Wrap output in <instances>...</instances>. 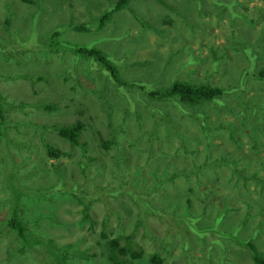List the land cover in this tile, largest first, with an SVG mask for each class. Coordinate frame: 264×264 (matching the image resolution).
I'll return each mask as SVG.
<instances>
[{
	"label": "rangeland",
	"instance_id": "obj_1",
	"mask_svg": "<svg viewBox=\"0 0 264 264\" xmlns=\"http://www.w3.org/2000/svg\"><path fill=\"white\" fill-rule=\"evenodd\" d=\"M118 1L0 0V36L11 44V53L3 51L0 58V89L12 123L20 125L11 131L16 143L20 137L26 140L19 151L16 143H8L6 149L13 151L20 179L29 181L22 184L66 190L51 210L42 204L43 211H52L60 221H51V226L50 220H42V227L50 231L45 238L53 246L29 245L23 251L24 243L10 239L3 229L8 190L0 177V264H109L98 242L101 232L112 238L133 235L129 241L121 238L122 246L132 243L143 257L128 255L129 264H152L156 256L162 264H254L247 244L264 257V0H133L116 11ZM107 12L111 19L101 26L100 18ZM78 24L92 30L74 31ZM181 27L192 36L199 32L191 45L200 58L197 70L190 72L198 78L195 83L223 84L225 94L232 82L233 89L252 88L240 93V105L229 97L222 104H205L209 121L201 124L194 122L192 107L180 101L148 99L127 87L120 91L95 59L72 51L90 44L103 47L126 81L164 89L175 81L185 82L173 70L175 61L179 69L189 59L187 43L172 40ZM222 28L233 50L227 49ZM211 44L221 49L226 45L228 53L237 50L241 61L235 64L224 57L230 72L220 77L211 71L207 76ZM159 50L162 58L156 61ZM146 59L172 69L171 74L148 66L143 78L136 65L140 71ZM97 81L103 95L95 92ZM105 89L115 99V111L103 108ZM47 103L58 109L43 112ZM241 118L246 119L243 126L237 123ZM75 121L84 123L78 144L52 128L44 129ZM198 127H205V133ZM213 128L224 130L210 131L212 139L208 133ZM237 129L234 143L226 133ZM195 133L203 139L199 147L192 142L197 141L192 139ZM48 145L60 155L51 157ZM75 195L90 200L94 225L89 222L88 229L81 220L84 201L81 204ZM68 243L78 244L69 249ZM77 246L85 253H75Z\"/></svg>",
	"mask_w": 264,
	"mask_h": 264
},
{
	"label": "trees",
	"instance_id": "obj_2",
	"mask_svg": "<svg viewBox=\"0 0 264 264\" xmlns=\"http://www.w3.org/2000/svg\"><path fill=\"white\" fill-rule=\"evenodd\" d=\"M133 0H119L117 5L115 6L114 10L121 11L124 8L128 6V4ZM157 2V1H155ZM158 3V2H157ZM111 12V11H110ZM107 12L100 18V25L104 26L110 19H111V13ZM211 27V31L214 30V26L212 24H209ZM146 25V24H145ZM74 31H90L89 29L82 24L74 25L73 27ZM96 28V27H95ZM223 36L228 41V48L230 50H233L235 47L227 36V30L226 28L221 29ZM8 32L5 30V33ZM157 32V30H155ZM8 34H10L8 32ZM57 35V32L53 33V36ZM199 32L196 35H190L187 33L186 29L181 27L180 33L178 37H172V40H174L177 44L180 45V43H187L185 45L186 54L189 57L188 60H185L186 62L183 63L184 66H181L178 69V64L175 61V66L173 67V70H176L179 77L184 79L185 82H173L170 83V77H169V83L170 86L164 89L159 88H152L154 84L152 83H143L138 81H126L124 78L121 77L120 70H117V68L114 65V61L111 57H109L107 54L108 50L100 47V46H94L93 44L77 47L73 49V53L80 55L84 58H93L97 61V63L100 65L102 69L105 71H108L111 75V79L115 81L114 85H117L120 87V91L123 87L130 88L132 92L142 94L146 96L148 99H153L157 101H168L171 100L174 104H178V101L180 103H183L184 105H188L192 107V112L194 116V122L199 121V123H205L208 120V109L205 108L204 105L207 103H215V104H222L223 98L229 97L232 98L233 101L238 102V104H242L243 100L240 97V93H248L252 88L248 85L244 87H235L234 89L231 88V86H235V83L232 82L230 85L229 93L225 94V91L223 89V84H221L220 87L218 86H212L207 83H195L198 79L197 76L190 74L192 71L197 70L198 62L200 61V58H197V56H194L193 54V47L191 45L194 43V40H196ZM212 36L208 37L211 38ZM2 36H0V39ZM2 43H0V58L2 57V52L7 51L8 53H11V44L6 41L5 38L1 39ZM226 45L223 46L221 49L220 47H215L211 44V68L207 67L208 71L207 76L211 74V71H215L220 77L224 74H227L230 72L231 67H229V63L224 62V57L229 56L235 64H239L241 61V55L237 50L226 52L225 48ZM177 54V51L171 50ZM178 55V54H177ZM203 58H207V55H202ZM158 58H162V52L159 50L155 54V60L157 61ZM192 59V60H190ZM142 69L140 71L137 69L136 65V72L143 76V78H146L148 75L142 73L148 66L150 68H156L160 67V69L163 71V73H170L172 69H168L166 66L160 65V64H148L147 59L145 62H142ZM189 63L191 64V67L188 68ZM135 64V62H134ZM94 67V65H93ZM120 67V66H119ZM135 68L134 66H132ZM181 68H186L187 72L184 73L181 71ZM193 68V69H192ZM119 72V73H118ZM22 76H20L21 78ZM3 79L9 80V77L2 76ZM264 78V76L262 77ZM97 87V90L95 92H99L103 95V92H100L102 89L99 86L98 81L94 83ZM107 90V94H105V102L103 105V108L114 110L116 108L115 99L111 95V91L109 89ZM110 91V92H109ZM175 97H178L179 100H174ZM5 101L3 100L2 92L0 89V130L3 128L5 129V132L0 134V153L9 154L8 156L1 155L0 154V177L3 178L4 186L8 192L6 193L5 199L3 201L6 203V216L3 219L4 224V230L7 232L10 239H16L23 244V251L26 250L27 246L32 245V247H35L37 249L43 248H50L51 241L48 242L46 240V235L50 234V231H47L44 227H42V220L48 219L51 221H57L60 222L59 219L55 216V214L52 211H43L42 204L45 203L48 206V209L51 210V204L54 203L56 197L58 195L64 194V191L61 189V186L59 185H47L41 187L33 186V185H27L22 184L21 182L28 183L29 181L21 180L20 179V168L14 165V159L15 156L12 153L13 151H9L10 149H6V145L16 143L15 136L11 133L12 130H18L19 124L12 123L9 114L5 110L4 106ZM225 108H228L227 104H224ZM18 108V107H16ZM58 109L57 105L55 104H44L43 106V112H54ZM181 113L184 114L186 112L183 108H180ZM188 112H186L187 114ZM113 114V113H112ZM243 115V114H239ZM239 117H237L238 119ZM216 122H222L220 120H217ZM253 126L256 129L257 134H259V131L257 130L258 124L254 121ZM237 123L241 124L242 126L246 123L245 118H241L240 120H237ZM181 117L177 123V126L175 127L177 131H179L181 127ZM45 130L53 129L60 137L64 138L65 140L69 141L72 144H78V139L82 133V130L84 129V123L80 121H75L74 123L70 125H66L64 127H60L57 124L52 126H44ZM202 132L205 133L206 128L205 127H198ZM217 130V131H223L224 129H218L213 128L209 130V137L214 139L215 137L211 136L210 131ZM240 129L232 130L229 134L226 133V136L231 139L232 141L237 142L238 139L236 137V133H238ZM194 133V132H193ZM201 134V133H200ZM200 134L195 133L196 136H193L192 139L197 138V141L195 144L199 147L200 143L203 142V139L200 137ZM45 140V139H44ZM205 140L208 141V137L205 136ZM25 139L21 138L19 141L15 144V148L18 146V149L16 151H19L22 149V147L25 144ZM107 143V147H110ZM258 146V145H257ZM257 146L255 147V150H257ZM204 147V146H203ZM200 149V148H199ZM49 155L52 157H58L60 154L57 149H55L53 146L48 145L47 147ZM199 152V150L197 151ZM195 153V152H194ZM249 158V157H246ZM251 159V158H250ZM192 166V165H191ZM239 166H235V171L238 172ZM16 172L18 173V177L16 176ZM113 192H118V190H114ZM80 199L81 204H83L82 200L84 201L85 207L83 209V215H82V221H84L85 225H88L87 229L90 227L89 222H91V226L94 225V222L91 220V216L88 212V204L90 203V200L86 199L85 196L81 195H75ZM31 212L32 214H28ZM51 226H53L51 222ZM3 235L1 234V237ZM121 238H125L126 240H132L133 235L124 233L123 235H119L117 237H111L107 232H101L98 237V242L102 243L101 246L103 247V252L108 255L109 264H129L127 263L128 255H135L138 260L142 259L143 253L140 251H136L133 248V244L128 243L126 245L122 246ZM107 240V242H106ZM106 242V243H105ZM78 244V243H76ZM74 243H68L67 247L69 249H72L76 246ZM107 246V248H106ZM247 246L252 250L251 255L254 264H264V257L261 256L257 249H255V246L252 243L247 244ZM133 247V248H132ZM58 248V247H57ZM62 252H64V248H59ZM75 253L81 254L85 253L83 250L77 246V251ZM243 257H245V254L240 251ZM120 255H123V258L117 261V258H119ZM152 264H162V260L159 257H152L151 260ZM131 264H138V262H132Z\"/></svg>",
	"mask_w": 264,
	"mask_h": 264
}]
</instances>
